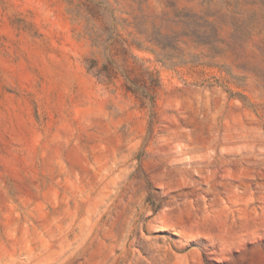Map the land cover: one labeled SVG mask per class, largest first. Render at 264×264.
Wrapping results in <instances>:
<instances>
[{
	"label": "rangeland",
	"instance_id": "obj_1",
	"mask_svg": "<svg viewBox=\"0 0 264 264\" xmlns=\"http://www.w3.org/2000/svg\"><path fill=\"white\" fill-rule=\"evenodd\" d=\"M0 264H264V0H0Z\"/></svg>",
	"mask_w": 264,
	"mask_h": 264
}]
</instances>
